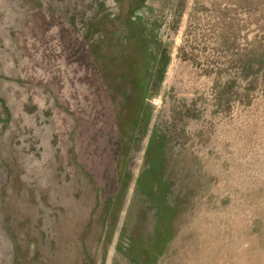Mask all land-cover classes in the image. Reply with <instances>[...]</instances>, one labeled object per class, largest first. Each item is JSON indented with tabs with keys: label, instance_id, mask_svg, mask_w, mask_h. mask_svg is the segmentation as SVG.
Returning a JSON list of instances; mask_svg holds the SVG:
<instances>
[{
	"label": "rangeland",
	"instance_id": "1",
	"mask_svg": "<svg viewBox=\"0 0 264 264\" xmlns=\"http://www.w3.org/2000/svg\"><path fill=\"white\" fill-rule=\"evenodd\" d=\"M0 264H264V0H0Z\"/></svg>",
	"mask_w": 264,
	"mask_h": 264
}]
</instances>
